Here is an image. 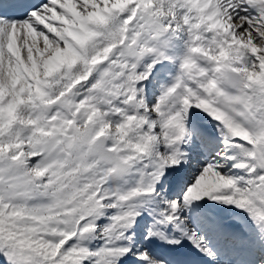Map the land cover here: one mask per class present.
<instances>
[{
  "label": "snow or ice",
  "instance_id": "snow-or-ice-1",
  "mask_svg": "<svg viewBox=\"0 0 264 264\" xmlns=\"http://www.w3.org/2000/svg\"><path fill=\"white\" fill-rule=\"evenodd\" d=\"M0 264H264V0H0Z\"/></svg>",
  "mask_w": 264,
  "mask_h": 264
}]
</instances>
